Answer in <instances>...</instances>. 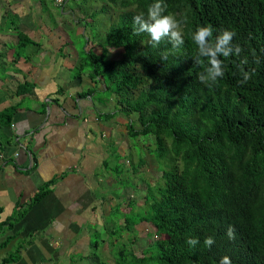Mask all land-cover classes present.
Returning <instances> with one entry per match:
<instances>
[{
  "label": "trees",
  "instance_id": "obj_1",
  "mask_svg": "<svg viewBox=\"0 0 264 264\" xmlns=\"http://www.w3.org/2000/svg\"><path fill=\"white\" fill-rule=\"evenodd\" d=\"M107 1L109 11L118 10L117 20L97 43L99 49L84 53L78 68H89L90 79L104 84L105 96L113 95L114 108L127 118L128 137L153 135V157L162 165L161 183L147 186L139 218L161 238L151 255L133 256L128 264H219L224 256L231 264H264V0H163L164 14L185 21L184 44L178 48L167 37L153 46L148 33L135 32L133 17L147 15L155 0ZM204 25L213 27L214 37L224 29L235 31L232 44L242 48L239 56L220 57L225 75L211 87L198 80L207 61L195 63L192 40ZM17 34L18 49L32 42ZM118 48L120 56L111 57V49ZM245 58L247 64L241 65ZM241 68L254 70L243 85ZM30 88L24 83L16 92ZM15 109L0 112L3 127L11 124ZM53 182L0 220V249L15 241L0 264L20 258L28 241L14 228ZM125 222L129 227L136 220L126 217ZM229 225L234 239L226 235ZM208 236L215 240L211 248L203 243ZM191 237L200 241L195 248L186 243Z\"/></svg>",
  "mask_w": 264,
  "mask_h": 264
},
{
  "label": "crops",
  "instance_id": "obj_2",
  "mask_svg": "<svg viewBox=\"0 0 264 264\" xmlns=\"http://www.w3.org/2000/svg\"><path fill=\"white\" fill-rule=\"evenodd\" d=\"M67 2L0 0V112L16 108L8 127L0 122V220L54 180L16 224L14 231L28 243L9 264H93L95 257L86 253L91 225H99L117 184L111 151L128 137L127 118L114 108L113 95L105 96L89 68H78L95 43L88 40L85 19ZM17 30L32 41L21 49ZM73 31L84 45L74 44ZM24 83L30 90L16 92ZM135 188L126 198L129 205L141 199ZM14 242L0 249V260Z\"/></svg>",
  "mask_w": 264,
  "mask_h": 264
},
{
  "label": "rangeland",
  "instance_id": "obj_3",
  "mask_svg": "<svg viewBox=\"0 0 264 264\" xmlns=\"http://www.w3.org/2000/svg\"><path fill=\"white\" fill-rule=\"evenodd\" d=\"M108 4L107 0H68L67 2L68 7H76L75 10L73 9L74 13L85 19L84 22L87 24L86 35L92 39V43H95L93 47L96 50L99 49L97 43L103 41L106 30L117 20L118 10L111 8L109 11L111 5ZM63 7L66 11L71 10L65 5ZM47 17L49 18L48 15ZM70 36L74 44L84 45L83 37L78 36L75 31L71 32ZM121 51V48L111 49V57H119ZM88 71L90 70L88 69ZM77 72L78 69L76 73L72 71L71 76L77 75ZM97 96L98 92H95V97ZM131 119L136 124V116H131ZM114 122L109 121L111 126H113ZM124 140L119 146L121 149L116 148V151H111L112 155L109 159L110 166L117 167V171L111 170L117 184H113L111 189L108 187L113 199L106 197L107 202L104 205L103 217L102 219L98 218L99 225L96 226V222L91 225L89 233L90 244L86 253L90 257H95V261H92L93 264H98V261L106 262V264H128L133 256H149L154 251L152 245L155 240L161 238V235L155 231L150 223L139 220L145 210L144 194L147 186L155 187L161 183L162 165L153 157V153H155L153 135H139L136 138L125 137ZM124 145H127L128 148L126 149ZM141 158L144 160L143 164L139 161ZM132 165L140 166L134 172L131 169ZM135 186L142 191L141 199L136 201V203L140 201L141 204L133 203L132 199V203L129 205L126 198L130 196L129 192L136 190ZM113 200L117 202L114 204ZM124 204L128 210L127 212L122 208L125 207ZM126 217L131 221L136 220V223L126 227ZM121 249H123L122 252ZM121 255L123 258L116 260ZM144 264L155 263L147 261Z\"/></svg>",
  "mask_w": 264,
  "mask_h": 264
},
{
  "label": "clouds",
  "instance_id": "obj_4",
  "mask_svg": "<svg viewBox=\"0 0 264 264\" xmlns=\"http://www.w3.org/2000/svg\"><path fill=\"white\" fill-rule=\"evenodd\" d=\"M60 2V0H58ZM167 5L163 0H155L148 9L147 15L144 12L133 17V22L137 26L135 32L137 34L146 32L149 34L153 46L158 45L164 38H168L174 48H178L184 44L183 24L184 20H178L175 15L169 13L164 14ZM214 29L210 25L198 26L192 33V40L196 45L195 63L203 64L207 61V67L204 71L198 74V80L206 86H214L219 79L225 75L224 64L220 57L228 58L230 55L239 56L242 48L239 44L233 45V38L236 32L229 29H224L215 37L213 36ZM166 58V57H165ZM241 65L247 64V59L241 60ZM254 70L244 71L241 68L242 79L239 81L241 85L246 84L251 78ZM226 235L229 239H234L235 229L229 225ZM186 243L195 248L200 241L191 237ZM204 246L211 248L215 243L212 236H208L203 241ZM219 264H231L230 258L224 256L219 261Z\"/></svg>",
  "mask_w": 264,
  "mask_h": 264
},
{
  "label": "built area",
  "instance_id": "obj_5",
  "mask_svg": "<svg viewBox=\"0 0 264 264\" xmlns=\"http://www.w3.org/2000/svg\"><path fill=\"white\" fill-rule=\"evenodd\" d=\"M55 1H56V3L62 4V3H64L65 1H68V0H60V2H58V0H55ZM14 155L16 156V155H18V153H15Z\"/></svg>",
  "mask_w": 264,
  "mask_h": 264
}]
</instances>
